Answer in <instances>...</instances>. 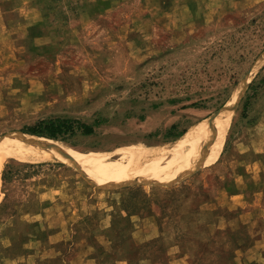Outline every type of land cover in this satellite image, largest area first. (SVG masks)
<instances>
[{
	"label": "rangeland",
	"instance_id": "374dc122",
	"mask_svg": "<svg viewBox=\"0 0 264 264\" xmlns=\"http://www.w3.org/2000/svg\"><path fill=\"white\" fill-rule=\"evenodd\" d=\"M240 91L207 161L171 181L2 161L0 264H264V0H0V140L122 163L131 145L193 137ZM48 116L101 123L67 140L23 131Z\"/></svg>",
	"mask_w": 264,
	"mask_h": 264
},
{
	"label": "bare ground",
	"instance_id": "6f19581e",
	"mask_svg": "<svg viewBox=\"0 0 264 264\" xmlns=\"http://www.w3.org/2000/svg\"><path fill=\"white\" fill-rule=\"evenodd\" d=\"M240 84L239 89L242 90L243 86H245V81ZM240 93L241 91L235 95L229 105L227 104L219 115H213L209 120L200 122L198 126H195V135L193 137L189 138L188 131L183 133L178 139L164 142L163 144L149 146L131 145L125 150L115 153L120 156L125 153L134 154L128 161L122 163L115 161L106 162L104 160L105 153L100 151H81L68 148L61 142L56 143L48 140L44 142L32 137L19 139L6 136L0 140V164L5 159L12 157L31 162L62 158L69 161L74 160L80 166L93 168L95 174L110 177L111 180H106V182L113 185H117L123 180L127 182L140 179L141 177L154 178L160 182L171 181L192 168L203 166L202 164L207 161L210 153L222 137L233 112V101L237 100ZM181 149H183L182 153L165 166L159 167L153 161L149 162L147 166H134L140 162L137 157L148 152L163 155Z\"/></svg>",
	"mask_w": 264,
	"mask_h": 264
},
{
	"label": "trees",
	"instance_id": "16d2710c",
	"mask_svg": "<svg viewBox=\"0 0 264 264\" xmlns=\"http://www.w3.org/2000/svg\"><path fill=\"white\" fill-rule=\"evenodd\" d=\"M100 123L101 120L99 119H95L92 123H87L74 117L48 116L38 118L33 123L25 125L23 131L33 136L67 140L78 133L82 135L92 134L94 128ZM173 128H175V125H171L170 129Z\"/></svg>",
	"mask_w": 264,
	"mask_h": 264
},
{
	"label": "crops",
	"instance_id": "0c3cea01",
	"mask_svg": "<svg viewBox=\"0 0 264 264\" xmlns=\"http://www.w3.org/2000/svg\"><path fill=\"white\" fill-rule=\"evenodd\" d=\"M261 258L263 259V262H264V256H261ZM235 264H241V262H235Z\"/></svg>",
	"mask_w": 264,
	"mask_h": 264
},
{
	"label": "water",
	"instance_id": "95a60500",
	"mask_svg": "<svg viewBox=\"0 0 264 264\" xmlns=\"http://www.w3.org/2000/svg\"><path fill=\"white\" fill-rule=\"evenodd\" d=\"M32 138H34V137H32Z\"/></svg>",
	"mask_w": 264,
	"mask_h": 264
}]
</instances>
